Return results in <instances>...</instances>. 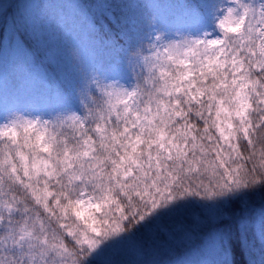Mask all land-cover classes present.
Wrapping results in <instances>:
<instances>
[{
  "label": "snow or ice",
  "instance_id": "obj_1",
  "mask_svg": "<svg viewBox=\"0 0 264 264\" xmlns=\"http://www.w3.org/2000/svg\"><path fill=\"white\" fill-rule=\"evenodd\" d=\"M185 3L172 26L93 15L102 54L52 106L0 108V264H124L206 239L219 264H253L264 249V0ZM11 24L24 65L54 71L36 24Z\"/></svg>",
  "mask_w": 264,
  "mask_h": 264
},
{
  "label": "trees",
  "instance_id": "obj_2",
  "mask_svg": "<svg viewBox=\"0 0 264 264\" xmlns=\"http://www.w3.org/2000/svg\"><path fill=\"white\" fill-rule=\"evenodd\" d=\"M109 8L127 13L138 22L149 16L158 17L163 26L190 22L186 15L185 0H35L30 6L22 4L21 0H3L0 13L5 15L8 24L0 44V70L5 71V78L0 85L3 96L0 108L3 111L16 107L39 110L50 108L51 96L58 84L73 78L82 64L102 54L90 32V21L93 15ZM13 14L23 15L36 24L45 37L48 49L44 64L50 63L54 71L45 67H27L20 53L10 60L5 59L9 55L7 48L13 47ZM103 55L107 56V53ZM190 218L199 220L195 209L190 211ZM209 246L211 249L208 253L203 252L202 245L192 246L179 255L152 252L146 255L155 262L152 264H176V257H181L184 262L189 254L191 257L186 260L193 264H212L213 261L219 264L221 257L211 240ZM137 255L135 249L129 248L122 260L124 264H145L137 261ZM250 258L253 264H264V249L259 242L252 248Z\"/></svg>",
  "mask_w": 264,
  "mask_h": 264
},
{
  "label": "rangeland",
  "instance_id": "obj_3",
  "mask_svg": "<svg viewBox=\"0 0 264 264\" xmlns=\"http://www.w3.org/2000/svg\"><path fill=\"white\" fill-rule=\"evenodd\" d=\"M2 1L3 0H0V10H1V7H2ZM35 0H21V3L22 4H28L30 6V4L32 5L34 3ZM9 52V55L5 58L6 60H10L16 56H18V54L20 53V50L18 47L14 46L13 47H9L7 48L6 52ZM21 54V53H20ZM5 71L4 70H0V85H1V81L5 78ZM211 247L209 246V240L206 239L205 241V244H204V250L203 252H206L208 253L210 251ZM188 257H191V255L189 254L186 258ZM186 258H184V262L181 261V257H176L175 258V261L176 264H193L190 260L187 261ZM137 261L138 262H145V264L149 263V264H152V263H155L154 261L150 260L149 258H147V255L146 254H140L138 253L137 255ZM175 264V263H174Z\"/></svg>",
  "mask_w": 264,
  "mask_h": 264
}]
</instances>
